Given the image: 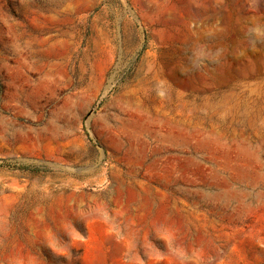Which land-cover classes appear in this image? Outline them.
Wrapping results in <instances>:
<instances>
[{
  "label": "rangeland",
  "instance_id": "obj_1",
  "mask_svg": "<svg viewBox=\"0 0 264 264\" xmlns=\"http://www.w3.org/2000/svg\"><path fill=\"white\" fill-rule=\"evenodd\" d=\"M0 264H264V0H0Z\"/></svg>",
  "mask_w": 264,
  "mask_h": 264
}]
</instances>
